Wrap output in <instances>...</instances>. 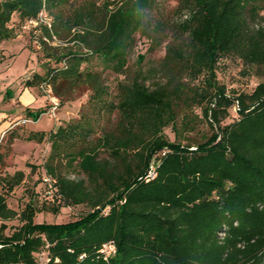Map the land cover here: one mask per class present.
<instances>
[{
	"label": "trees",
	"instance_id": "16d2710c",
	"mask_svg": "<svg viewBox=\"0 0 264 264\" xmlns=\"http://www.w3.org/2000/svg\"><path fill=\"white\" fill-rule=\"evenodd\" d=\"M62 1L0 0V44L16 36L9 27L14 14L24 25ZM94 7L82 6L66 19L55 14L51 29L39 28V48L53 63L33 73L24 87H50L61 103L82 89L88 98L77 120L48 133L29 130L24 137L49 144L44 175L51 186L44 176L41 181L54 190L52 206L38 208L30 200L17 213L4 193L23 173L0 178V264H38L41 252L44 264H264V82L249 93L229 94L216 81L217 63L229 55L264 68L258 4L179 0L178 12L186 18L173 30L161 62L164 82L153 88L137 80L118 82L115 100L102 73L88 64L96 59L122 74L135 34L147 28L151 4L119 0ZM258 18L263 26L253 29ZM63 32L78 50L57 52L42 40ZM191 107L201 109L211 135L195 145L167 140L163 130ZM230 109L237 117L222 125ZM45 112L24 109L32 121ZM112 116L113 126H100ZM16 131L9 132V141L19 139ZM152 162L155 176L146 179ZM63 165L83 178L62 174ZM81 204L89 211L75 220L34 222L38 212L56 215L61 207ZM14 219L20 225L9 229ZM109 242L115 252L105 258L100 249Z\"/></svg>",
	"mask_w": 264,
	"mask_h": 264
},
{
	"label": "rangeland",
	"instance_id": "374dc122",
	"mask_svg": "<svg viewBox=\"0 0 264 264\" xmlns=\"http://www.w3.org/2000/svg\"><path fill=\"white\" fill-rule=\"evenodd\" d=\"M107 2L117 3L119 0H63L58 7L47 13L52 18L51 20L57 23L53 18L55 14H60L66 19L82 6H95L92 9L100 10L102 5ZM253 2L258 4L259 16H263L264 0H253ZM150 4L151 8L146 11L147 28L135 34L134 45L128 53L127 64L122 74L112 73L104 67L101 61L96 59L88 64L92 70L102 73L105 85L113 100L117 95L116 85L118 82L131 83L137 80L149 88L164 82L159 71L160 65L166 54L167 45L174 38L173 30L186 18V15H180L178 12L179 0H150ZM99 10L98 12H100ZM157 23L161 24L159 29H155ZM262 26L263 23L259 18L252 24L253 29ZM9 27L14 30L15 38L0 44V58H4L0 61V156L2 158L0 178L13 175L17 171L23 173L22 181L12 191L4 193L8 207L19 213L30 200L40 208L42 205L52 206L55 199L54 190L45 188L41 181L45 176L44 164L50 152L49 144L46 139L38 143L25 141L24 137L28 135L29 130L48 133L59 125L77 120L80 114L86 110L88 92L82 89L73 100L61 103L53 93L50 98L40 88L33 87L29 94L20 99L26 79L31 78L33 73L42 74L46 67L52 65L53 62L44 56L42 48L36 44L40 32L34 34L30 26L24 27L16 14L12 16ZM55 38L56 43L51 44L50 48H55L57 52L79 49V46L72 42L71 36L64 32L60 36L56 35ZM139 56L144 57L141 63L138 62ZM88 65L84 64V66ZM216 81L219 85L224 86L229 94L232 91L249 93L257 84L264 82V68L244 65L239 57L229 55L218 61ZM194 83L198 84L199 81ZM26 100L31 103H27ZM53 104H56L54 110L51 109ZM25 108L31 110L45 108L46 112L37 121L27 122L24 115ZM236 117L235 110L230 109L227 118L222 121V125L231 123ZM183 118L185 119L183 120ZM114 121V116L110 119L106 117L100 122V126L110 128L114 125ZM15 128L20 137L9 141L11 136L9 132ZM211 132L207 120L202 116L201 109L197 107L185 109L174 126L163 130L167 140L191 145L204 142ZM60 171L71 179L83 178L74 167L63 165ZM88 211V206L84 204L61 207L56 215L46 211L36 213L34 222L64 223L75 220ZM18 225H20L18 219L7 222L9 229ZM6 233H9V230H6ZM36 258L38 264L46 262L44 252L39 253Z\"/></svg>",
	"mask_w": 264,
	"mask_h": 264
},
{
	"label": "built area",
	"instance_id": "2783aa9c",
	"mask_svg": "<svg viewBox=\"0 0 264 264\" xmlns=\"http://www.w3.org/2000/svg\"><path fill=\"white\" fill-rule=\"evenodd\" d=\"M51 24H52V20H51L50 16L46 12V10L43 9V10H41L39 12V14L37 15V17L35 19L27 21L24 24V27H29L30 26L32 28L34 34H38L40 32L39 28L41 26H44V27H46L48 29H51ZM42 40L44 42L48 43V44H55L56 43L55 36H52L51 38L43 37ZM36 44H37L38 47H40V42L37 39H36ZM40 89L42 90V92H44L48 96H50L51 93H52L50 87L41 86ZM55 108H56V104H53L51 109L54 110ZM154 176H155V167H154V162H152L150 164V166H149L148 171H147L146 179H151ZM43 181L46 184H48V186H51V179L48 176H44L43 177ZM100 252L103 254V256L105 258H107V257H109V256L114 254L115 247H114L112 242H109V243L104 244L101 247Z\"/></svg>",
	"mask_w": 264,
	"mask_h": 264
},
{
	"label": "crops",
	"instance_id": "0c3cea01",
	"mask_svg": "<svg viewBox=\"0 0 264 264\" xmlns=\"http://www.w3.org/2000/svg\"><path fill=\"white\" fill-rule=\"evenodd\" d=\"M30 90H31V88L28 89V88H25V87H24V89H23V91H22V93H21V95H20V99H22V97H25L26 94H29V91H30ZM48 97L51 98V96H48ZM46 98H47V97H46ZM26 101H27V103H31V102H29L28 100H26ZM33 101L36 102L35 100H33ZM34 102H32V103H34ZM28 107H30V106H28ZM38 109H39V108H38ZM36 110H37V109H36ZM30 120H31V119H27L26 121H27V122H30Z\"/></svg>",
	"mask_w": 264,
	"mask_h": 264
}]
</instances>
